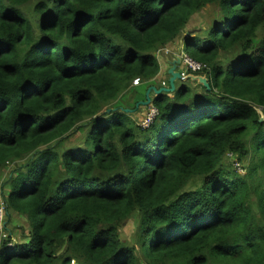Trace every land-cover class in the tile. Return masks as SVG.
<instances>
[{
	"label": "trees",
	"instance_id": "obj_1",
	"mask_svg": "<svg viewBox=\"0 0 264 264\" xmlns=\"http://www.w3.org/2000/svg\"><path fill=\"white\" fill-rule=\"evenodd\" d=\"M206 5L207 28L180 41L210 89L153 92L141 127L146 89L123 95ZM10 163L0 198L28 231L4 223L0 264H264V0H0ZM135 212L137 247L119 237Z\"/></svg>",
	"mask_w": 264,
	"mask_h": 264
},
{
	"label": "rangeland",
	"instance_id": "obj_2",
	"mask_svg": "<svg viewBox=\"0 0 264 264\" xmlns=\"http://www.w3.org/2000/svg\"><path fill=\"white\" fill-rule=\"evenodd\" d=\"M215 13V7L212 5H206L203 9H201L200 11L194 13L188 24L186 25L185 29L183 30V32L176 38L175 42L172 44L173 47L169 48H165L169 51V53H164L163 49H161L160 51L157 52V58L159 60L160 63V71L157 74L158 77L155 78L157 80V85L156 88L159 87H166V74H165V56H169L172 59H176L178 57H173V55L171 53H178V54H182L183 52H181L182 50V46H181V38H183L184 36L187 37L189 35H193V34H200L203 30H205L208 26V24L210 23L211 18L213 17ZM186 55V53H183ZM165 55V56H164ZM180 69L178 70V72L181 74V77H185L187 74H189L188 71L187 72V68L181 64L180 61ZM200 72V71H198ZM194 72H190V74H193ZM196 75V74H195ZM181 79V80H177L176 82L181 84L182 82L185 83L187 86L189 87H197V88H201V86H197L196 81H191L189 79ZM154 79V80H155ZM142 85V89L143 87L147 84V83H139ZM141 85H137V86H133L129 88V91L123 95L122 100L120 102H124L125 100H129L130 103V99H129V95L133 92V89L135 90V94L141 95L142 94V89H139V87H141ZM136 87V89H135ZM146 92V91H145ZM151 93V91H150ZM152 94V93H151ZM148 107H146L147 109ZM145 107L140 109L138 113H134L132 115V118L135 121H138V118L140 116H142V112H144ZM259 114L261 115V112L259 111V109H257ZM142 114H141V113ZM147 113V111H146ZM140 115V116H139ZM144 115V114H143ZM146 116V114H145ZM145 116L143 117V119L145 118ZM142 119V120H143ZM83 141V134H81L80 132H75L71 135H69L68 137L64 138L62 141V147L63 148H68L77 144H82ZM228 158L231 159V161L235 160V157H233V154H227ZM226 157L224 158V162L228 164H230L229 159ZM17 163H10L8 164L0 173V194L2 193H6V189L8 187V184L6 182L7 176L8 174L12 171V169H14V167L16 166ZM235 165V163H234ZM243 168H245L246 164H243ZM6 191V192H5ZM2 198V197H1ZM5 222L6 225L8 226V228L12 231L13 233V241H18L19 238L22 237V235L26 234L28 231V226H27V222L23 217H20L18 215H6L5 218ZM139 223H140V215L138 213H133L130 217H128V219L125 220V222L120 226L119 228V237L120 240L123 241L124 243L137 247L138 246V233H139ZM4 233V230H2Z\"/></svg>",
	"mask_w": 264,
	"mask_h": 264
},
{
	"label": "built area",
	"instance_id": "obj_3",
	"mask_svg": "<svg viewBox=\"0 0 264 264\" xmlns=\"http://www.w3.org/2000/svg\"><path fill=\"white\" fill-rule=\"evenodd\" d=\"M163 52L164 53H169V51L165 48H163ZM181 52L185 53L184 51L181 50ZM178 54V53H171L173 55V57H178L181 61V64H183L186 68H187V72H198L203 70V66L192 60L187 54ZM140 81L139 79H134L132 81L133 86H137L139 85ZM131 84V85H132ZM147 113L145 118L140 122V126L143 128H148L149 125L153 122V120L156 118L157 116V110L155 107H153L152 105H148L147 106ZM235 162V166H237V171L238 172H242L244 173L245 169H243V166H238L239 165V161L235 158L234 160ZM5 218H6V214H5V208H4V202L3 199L0 198V230H2L4 228V223H5Z\"/></svg>",
	"mask_w": 264,
	"mask_h": 264
},
{
	"label": "water",
	"instance_id": "obj_4",
	"mask_svg": "<svg viewBox=\"0 0 264 264\" xmlns=\"http://www.w3.org/2000/svg\"><path fill=\"white\" fill-rule=\"evenodd\" d=\"M180 64V59L176 58L173 59L170 62V68L167 70L168 74V86L167 87H159L156 88L155 86H150L147 88L145 92V99L141 100L137 103L136 106L143 105V106H148L151 103V97H150V91H153L155 94L159 93H167V92H172L175 89V81L181 80L183 77H181V74L176 70L177 65ZM189 79L191 81H196L198 84L202 85L205 87V89L208 91L210 89L209 82L207 78L204 75H195V74H187L183 79ZM110 109H107L106 112H109Z\"/></svg>",
	"mask_w": 264,
	"mask_h": 264
},
{
	"label": "crops",
	"instance_id": "obj_5",
	"mask_svg": "<svg viewBox=\"0 0 264 264\" xmlns=\"http://www.w3.org/2000/svg\"><path fill=\"white\" fill-rule=\"evenodd\" d=\"M171 48V47H170ZM173 59L171 58V57H169V56H165V67H166V70H165V73H167V70L170 68V62L172 61ZM180 69V65H177V71ZM158 77V75L155 77V78H157ZM154 78V79H155ZM151 80V82H147V84L143 87V89H142V85L141 84H139V86L141 85V87H139V89H142V92H144L145 91V89L147 90V88L148 87H150V86H154V85H157V80L155 79V80ZM147 85H149L148 87H147ZM138 87V86H137ZM156 87V86H155ZM135 89H136V87H135ZM152 93V94H151ZM151 93L149 94L150 95V97L154 94L153 93V91H151Z\"/></svg>",
	"mask_w": 264,
	"mask_h": 264
}]
</instances>
